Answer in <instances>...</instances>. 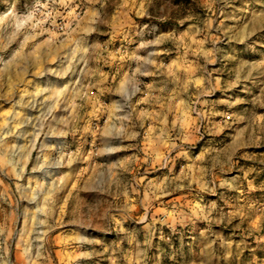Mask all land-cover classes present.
I'll list each match as a JSON object with an SVG mask.
<instances>
[{"label":"rangeland","instance_id":"374dc122","mask_svg":"<svg viewBox=\"0 0 264 264\" xmlns=\"http://www.w3.org/2000/svg\"><path fill=\"white\" fill-rule=\"evenodd\" d=\"M0 264H264V0H0Z\"/></svg>","mask_w":264,"mask_h":264}]
</instances>
